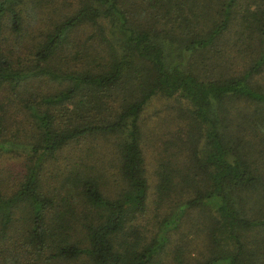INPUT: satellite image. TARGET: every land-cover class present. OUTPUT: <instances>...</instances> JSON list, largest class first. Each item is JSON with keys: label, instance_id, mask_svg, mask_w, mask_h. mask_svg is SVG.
<instances>
[{"label": "trees", "instance_id": "trees-1", "mask_svg": "<svg viewBox=\"0 0 264 264\" xmlns=\"http://www.w3.org/2000/svg\"><path fill=\"white\" fill-rule=\"evenodd\" d=\"M48 1L0 0V264H164L189 227L172 264H264V0ZM93 139L112 179L65 154Z\"/></svg>", "mask_w": 264, "mask_h": 264}, {"label": "rangeland", "instance_id": "rangeland-1", "mask_svg": "<svg viewBox=\"0 0 264 264\" xmlns=\"http://www.w3.org/2000/svg\"><path fill=\"white\" fill-rule=\"evenodd\" d=\"M40 5V12H38V17H39V20L40 19H45L47 20L48 16L49 15H52V13H49L51 12V8L55 7L54 11H59V10H63L64 7L60 4V0H50L46 3H41L39 4ZM48 13V14H47ZM41 17V18H40ZM38 20H36L35 22H37ZM37 31V28H33L32 32H31V35H33L34 33H36ZM77 34H79L80 36L84 33L83 31V28L79 29L77 32ZM29 47H30V41H28L27 39L23 40L21 39L19 41V43L16 44V47H15V51H13V58L15 59L16 57L18 58V60H20L22 57L24 58L26 55L28 56V50H29ZM258 82L261 83V84H264V73L262 74V76L258 79ZM152 107H148L146 108V110L144 111V113H147L151 110ZM153 113V112H152ZM151 112L149 114H152ZM147 123H150V121H147ZM166 125V124H165ZM163 130H166L167 127L166 126H161ZM87 145L83 144H79L78 146L76 144L73 145V149L69 148L66 152V153H70L72 151V155L74 157V155H76L78 152L79 153H84L83 151H85V154H86V159H88V162L90 163H95V168L98 169L100 168V171H104L106 172L104 175L106 178H109V179H112V176L110 173L112 171V167L110 166V161H109V155L106 154V156L104 157H101L96 151L97 149L95 148H91V146H94V147H98L99 145H102L103 142L101 140H89V141H85ZM13 149L14 151L16 152H20L21 154L22 153H25V151H28L29 147L27 144H23V143H15L13 142ZM105 144H103L104 146ZM88 146V147H86ZM90 146V147H89ZM88 148V149H86ZM88 151H86V150ZM102 153V151H101ZM11 155V156H10ZM15 155V156H14ZM14 156V157H13ZM102 158L103 162H100V159L99 158ZM21 158H20V155L17 156V154H14V153H3V156H0V166L2 165H5L6 167H8L9 165H12V166H15V171L16 169L19 168L18 166V162H20ZM94 160V161H93ZM60 161H64L63 157L62 156H59L57 159H56V163L57 162H60ZM87 161V160H86ZM55 165V164H54ZM48 166L47 169H49L50 167H53V169H55L57 166ZM10 166V167H12ZM58 171H53L52 170V175L54 177V179H57V177H60V173H57ZM153 175V174H151ZM152 183L153 181H151V185L152 186ZM109 188H112V186L110 185ZM152 188V187H151ZM150 207H153V204L150 203ZM191 215H194L193 213ZM190 215V216H191ZM190 216H187V218L185 219V221H187L188 217ZM185 225H181L180 229H182ZM203 226V225H202ZM179 229V228H177ZM179 236H176L174 235V239L172 240V244L169 248V252L167 254V257H166V262L164 264H172V261L170 260L172 258V252L176 249V247H174V245L176 243H181L179 244L177 247L179 250H185L188 246L191 247L189 249V251L187 252V256H185L184 258H189V259H192L194 256L195 257H200L201 254L205 251L203 245H201L200 243V238H201V235H199L196 239L197 241V245L198 246H193L191 245L190 243L188 244V239H191L195 234L192 233V228L189 227L188 229V232L184 231V233L181 235L180 232H176ZM176 237V238H175ZM182 237H184L185 241H182ZM183 254L185 255V252H183ZM179 256H180V253H179Z\"/></svg>", "mask_w": 264, "mask_h": 264}]
</instances>
